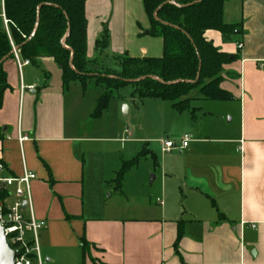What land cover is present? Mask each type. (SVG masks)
<instances>
[{"label":"crops","instance_id":"1","mask_svg":"<svg viewBox=\"0 0 264 264\" xmlns=\"http://www.w3.org/2000/svg\"><path fill=\"white\" fill-rule=\"evenodd\" d=\"M86 18L90 61L98 57L96 42L105 28L110 55L162 58L163 40L149 34L142 0H87ZM224 21L240 25L232 41L224 42L217 31L205 38L237 57L224 66L221 84L233 99L205 101L192 95V111L172 109L183 118V134L167 139L178 146L185 135L190 141L183 151L164 152L161 140V170L185 200L169 199L163 179L165 201L156 200L160 209L151 217L127 216L120 206L106 204L105 185L125 158L88 169L89 144L118 141L108 131L83 129L86 118L72 120L87 99L81 86L90 85L74 83L65 92L62 70L49 58L21 70L15 57L5 62L9 89L0 110V178L36 176L30 190L34 216L46 224L38 236L45 264H264V0H227ZM0 28H6L1 16ZM100 98L90 103L86 123L107 113L92 117ZM88 183L92 192L86 195ZM15 189L3 190L6 207L18 201ZM25 215L29 218V212ZM82 238L90 244L85 256Z\"/></svg>","mask_w":264,"mask_h":264},{"label":"trees","instance_id":"2","mask_svg":"<svg viewBox=\"0 0 264 264\" xmlns=\"http://www.w3.org/2000/svg\"><path fill=\"white\" fill-rule=\"evenodd\" d=\"M86 2L4 0L8 29L0 28V61L14 59V45L19 48L20 57L31 64L36 65L42 58L52 59L62 70L65 92L74 83L85 85L88 80H95L104 94L92 115L94 119H100L108 111L111 100L128 86L134 89V99L169 102L180 114L192 111V95L205 101L233 99L221 84L224 66L237 57L222 53L205 38L206 32L217 31L228 43L239 30L240 25H228L224 21L227 0H142L151 23L149 34L163 40L162 58L108 55L110 35L105 28L96 42L98 58L94 61L88 58ZM99 58L113 60L118 70L94 71ZM4 64L0 65V110L9 89ZM3 140L0 127V142ZM153 160L156 164L154 156ZM138 162L139 157L122 164L114 180L117 192L122 193L125 175ZM7 196L5 191H0V203ZM182 236L180 228L176 251ZM81 244L85 256L90 244L85 238Z\"/></svg>","mask_w":264,"mask_h":264},{"label":"rangeland","instance_id":"3","mask_svg":"<svg viewBox=\"0 0 264 264\" xmlns=\"http://www.w3.org/2000/svg\"><path fill=\"white\" fill-rule=\"evenodd\" d=\"M6 28L8 29V26ZM106 53L110 55L109 51ZM96 62L99 64L94 71L118 70L117 65L111 59L99 58ZM99 65H102L103 70ZM86 84L90 86H87L88 88L81 86L82 90L86 91L87 99L83 103L80 115L79 117L77 115L71 117L75 122L80 119H87L89 113L92 112L90 103L103 94L102 88L95 86L90 80ZM133 93L134 89L131 86L120 90L115 97L116 99L111 100L109 109L102 119L90 120L87 123L85 119L83 129L91 130L92 127H95L99 131H108L111 136L118 139L115 143L89 144L87 146V163L88 169H90L93 164L103 160L125 158L123 162H127L139 157L137 166L125 175L123 193L115 190L116 185L114 181H111L115 177H109V183L105 185V199L108 206H120L122 214L129 213L127 216L145 214V216L151 217L157 214L160 209L155 204L156 200L159 198L165 201V197L160 194L163 189V179H167L166 194L169 199L171 197L177 198L182 203L185 200V193L179 191L175 180L169 176L166 178L162 173L161 160L163 154L160 145V141L167 139V137L175 140L180 134H183V126L181 125L183 118L172 110L169 102L161 100H145L143 102L134 99ZM125 107L128 109L126 115L124 114ZM95 123L97 126H93ZM126 128L130 130L128 134L124 132ZM109 134L107 136L110 137ZM134 139L140 140V144L129 143L130 140ZM124 148L125 151L122 153ZM152 156L158 157L157 166H155ZM152 177L156 178L155 181H152ZM89 186L90 184L87 185L86 195L92 192Z\"/></svg>","mask_w":264,"mask_h":264},{"label":"built area","instance_id":"4","mask_svg":"<svg viewBox=\"0 0 264 264\" xmlns=\"http://www.w3.org/2000/svg\"><path fill=\"white\" fill-rule=\"evenodd\" d=\"M0 16L3 18L4 24L7 27L8 21L5 17L4 1H2ZM242 47L240 45L239 48ZM14 49L15 46L13 45ZM14 57L20 70L30 64V61L23 60L16 51H14ZM26 140V137L20 138L21 142ZM189 141V136L185 135L182 139L181 146H178L177 143L169 138L162 140L161 144L164 152L173 150L183 151L188 147ZM3 169V166L0 165V172ZM34 179H36V176L27 172L18 179L0 178V191L9 187H15V195L18 198V201L9 207L0 203V224L4 228L9 247L19 255L15 259L14 264H45L40 255L38 236L39 231L45 228L46 224L35 218L32 209L30 186L31 181ZM24 203H26L25 208ZM26 212H29V218L26 217Z\"/></svg>","mask_w":264,"mask_h":264},{"label":"water","instance_id":"5","mask_svg":"<svg viewBox=\"0 0 264 264\" xmlns=\"http://www.w3.org/2000/svg\"><path fill=\"white\" fill-rule=\"evenodd\" d=\"M202 0H200L201 2ZM157 15V14H156ZM14 51L18 52L19 48L15 47V49L12 51V55H14ZM7 61V58L0 61V65L5 63ZM126 110V107H125ZM126 113V112H125ZM155 178L152 177V181H154ZM26 207V203H24V208ZM19 255L15 253L8 245L7 238L4 233V228L0 224V264H14V261L16 258H18Z\"/></svg>","mask_w":264,"mask_h":264}]
</instances>
